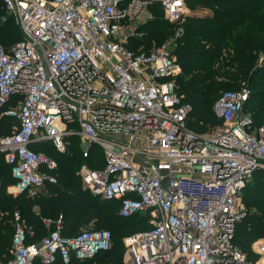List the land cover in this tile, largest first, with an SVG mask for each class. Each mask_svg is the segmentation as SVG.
Masks as SVG:
<instances>
[{"label":"built area","instance_id":"2783aa9c","mask_svg":"<svg viewBox=\"0 0 264 264\" xmlns=\"http://www.w3.org/2000/svg\"><path fill=\"white\" fill-rule=\"evenodd\" d=\"M154 4L170 23L188 11L184 0H0L21 32L9 47L0 45V115L18 120L0 136L12 176L7 189L46 194L58 163L30 144L48 140L63 153L75 135L84 157L91 146L103 155L101 167H79L82 186L118 201L120 216H147L149 228L123 238V264H264L261 239L251 245L258 261L233 242L245 213L241 191L264 169L262 127L250 131L243 113L248 88L214 101L220 125L190 128L191 107L173 81L182 66L168 43L127 47L153 18ZM181 32L174 29V43ZM13 96L17 104L5 107ZM13 221L12 257L0 264L67 263L112 245L104 228L61 234L62 215L44 219L54 228L28 243L18 212Z\"/></svg>","mask_w":264,"mask_h":264},{"label":"trees","instance_id":"16d2710c","mask_svg":"<svg viewBox=\"0 0 264 264\" xmlns=\"http://www.w3.org/2000/svg\"><path fill=\"white\" fill-rule=\"evenodd\" d=\"M190 11L208 9V15L187 13L180 23L163 19L158 4L150 10L153 18L137 27L138 35L131 36L127 47L133 51L147 50L170 37L176 27L181 35L171 51L182 66V72L173 81L182 100L190 105L188 126L204 132L220 125L222 120L213 112V103L225 90L248 88L243 113L252 119L251 129L264 125V0H184ZM4 17V20H1ZM21 38V32L11 15L0 9V45L9 47ZM261 58V61L259 60ZM20 96H13L5 105L17 104ZM4 107V108H5ZM248 109V110H247ZM2 108H0V113ZM18 120L0 115V136L9 134ZM205 129H199L200 126ZM67 147L58 152L48 141L30 144L34 151H41L58 163L57 182L46 184V194L29 195L27 192H6L12 182L10 166L0 153V261L11 256L13 213L18 212L26 228V242H37L47 230L44 219L51 221L62 215L61 234L73 236L88 228H104L111 233V248L101 250L85 259L71 256L67 263L55 264H123V238L136 231L149 228L146 214L136 212L130 216L118 215V201L107 200L85 189L78 169L82 164L91 168L103 165L99 147L91 146L83 156L79 138L67 136ZM49 147V148H48ZM52 148V150L50 149ZM251 181L241 191L246 207L244 216L236 225L233 242L246 253L249 260L256 259L251 245L264 238V169L256 170ZM78 179H77V178ZM63 181V184H62ZM66 185V186H64ZM69 188H68V187ZM39 207L40 213L33 207ZM61 212V213H60ZM45 214L49 216L46 217ZM84 226V229H80Z\"/></svg>","mask_w":264,"mask_h":264},{"label":"rangeland","instance_id":"374dc122","mask_svg":"<svg viewBox=\"0 0 264 264\" xmlns=\"http://www.w3.org/2000/svg\"><path fill=\"white\" fill-rule=\"evenodd\" d=\"M187 13H191V14H197V15H208L209 13H210V11L208 10V9H195V10H193V11H190L189 9H188V11H187ZM186 13V14H187ZM138 27H140V25L138 26ZM173 38H175V34H173V35H171L170 37H167V38H165L164 40H162L161 41V43L160 44H164V43H168L167 44V47L170 49V50H172L173 48H175V46H176V39L178 38H176V39H174V41H175V43L173 42ZM248 110V109H247ZM198 126H200L199 127V129H202V130H204L205 128L204 127H201V125H198ZM205 131V130H204ZM49 148V147H48ZM50 149L52 150V148L50 147ZM79 170V169H78ZM79 174L77 173V176H78ZM253 177H254V175H252L251 176V178L249 179V181H251L252 179H253ZM77 178V177H76ZM78 179V178H77ZM62 184H63V181H62ZM64 186H66V185H64ZM68 187V186H67ZM69 188V187H68ZM6 192L7 193H10V191L6 188ZM242 203H243V201H242ZM243 208L246 210V207L244 206V203H243ZM33 209L36 211V212H38V213H40L41 211H40V208L39 207H37V206H35V207H33ZM244 210V211H245ZM61 213V212H60ZM46 215V217L47 216H49L48 214H45ZM46 219H48V218H46ZM50 220V219H49ZM44 224H45V227H42V230L43 231H45V230H47V228L46 227H48L49 226V224L50 223H45L44 222ZM80 229H84V226H81L80 227ZM264 239V238H263ZM259 243L261 244V246L263 245V249H264V240H259ZM262 251H264V250H262ZM263 253V252H262ZM256 259H255V261H258L259 260V254H256ZM261 262H264V257L262 258V260H261ZM260 262V263H261Z\"/></svg>","mask_w":264,"mask_h":264},{"label":"water","instance_id":"95a60500","mask_svg":"<svg viewBox=\"0 0 264 264\" xmlns=\"http://www.w3.org/2000/svg\"><path fill=\"white\" fill-rule=\"evenodd\" d=\"M262 134L264 136V125L262 126Z\"/></svg>","mask_w":264,"mask_h":264},{"label":"crops","instance_id":"0c3cea01","mask_svg":"<svg viewBox=\"0 0 264 264\" xmlns=\"http://www.w3.org/2000/svg\"><path fill=\"white\" fill-rule=\"evenodd\" d=\"M264 240V239H263Z\"/></svg>","mask_w":264,"mask_h":264}]
</instances>
